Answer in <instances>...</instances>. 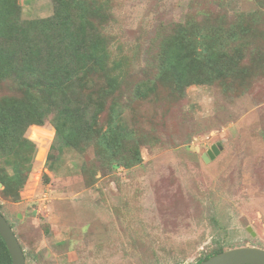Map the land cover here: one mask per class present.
I'll return each mask as SVG.
<instances>
[{
    "label": "rangeland",
    "instance_id": "1",
    "mask_svg": "<svg viewBox=\"0 0 264 264\" xmlns=\"http://www.w3.org/2000/svg\"><path fill=\"white\" fill-rule=\"evenodd\" d=\"M19 1L25 19L54 12ZM93 1L78 9L118 86L86 73L92 125L34 160L21 188L0 183L26 264H198L219 247L264 248V0ZM177 44L192 56L184 83L166 62ZM18 95L0 79V102Z\"/></svg>",
    "mask_w": 264,
    "mask_h": 264
},
{
    "label": "trees",
    "instance_id": "2",
    "mask_svg": "<svg viewBox=\"0 0 264 264\" xmlns=\"http://www.w3.org/2000/svg\"><path fill=\"white\" fill-rule=\"evenodd\" d=\"M80 1L53 0L52 15L25 19L19 0H0V79L10 80L19 92L0 102V183L4 191L24 186L34 160L44 163L60 142H75L74 134L84 120L92 125L85 119L92 105L82 101L78 89L86 73L103 72L108 86H118L109 48L96 26L80 13ZM188 52L180 44L167 51L166 62L182 83L190 76L192 56ZM46 122L53 125L55 138ZM32 125L43 131V135L34 134L39 149L27 134ZM140 158L137 152L135 160L125 164ZM224 250L219 247L214 254ZM0 264H12L1 235Z\"/></svg>",
    "mask_w": 264,
    "mask_h": 264
},
{
    "label": "water",
    "instance_id": "3",
    "mask_svg": "<svg viewBox=\"0 0 264 264\" xmlns=\"http://www.w3.org/2000/svg\"><path fill=\"white\" fill-rule=\"evenodd\" d=\"M0 235L10 252L12 264H26V255L12 225L0 211ZM198 264H264V248L240 246L211 255Z\"/></svg>",
    "mask_w": 264,
    "mask_h": 264
}]
</instances>
